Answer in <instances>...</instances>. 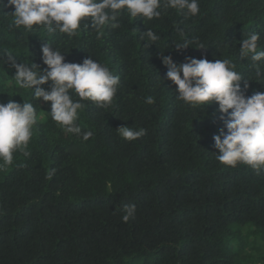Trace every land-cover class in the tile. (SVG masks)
Returning <instances> with one entry per match:
<instances>
[{
    "label": "trees",
    "instance_id": "1",
    "mask_svg": "<svg viewBox=\"0 0 264 264\" xmlns=\"http://www.w3.org/2000/svg\"><path fill=\"white\" fill-rule=\"evenodd\" d=\"M198 3L194 17L175 9L151 21L124 15L118 29H82L71 38L25 31L14 26L12 8L0 10V103L32 102L39 118L30 156L16 153L0 168V264H264L256 254L264 242V169L216 160L213 136L227 117L215 103L202 110L178 101L159 59L230 58L249 81L246 94L264 92V76L239 53L254 32L264 49V0ZM147 29L160 36L156 45L145 47ZM184 39L206 49L177 52ZM46 42L68 63L91 56L120 77L111 108L84 102L77 124L93 133L87 141L63 131L50 102L19 88L6 63L10 54L46 69ZM257 63L264 73V61ZM121 126L146 135L126 141L116 131ZM132 204L135 214L125 222L124 206Z\"/></svg>",
    "mask_w": 264,
    "mask_h": 264
},
{
    "label": "clouds",
    "instance_id": "2",
    "mask_svg": "<svg viewBox=\"0 0 264 264\" xmlns=\"http://www.w3.org/2000/svg\"><path fill=\"white\" fill-rule=\"evenodd\" d=\"M4 8L13 9L10 16L18 28L28 32L43 28L50 35L59 32L69 38L79 35L82 29L99 34L106 27L118 29L119 18L124 15L151 21L160 18L167 9L181 11L186 18L200 12L198 0H0V10ZM184 35L181 29L180 36ZM141 39L149 47L156 45L160 36L147 29ZM259 41V33L254 32L240 42L239 49L241 58L254 62L258 78L264 76L257 63L264 61V49ZM193 44L206 49L203 43L189 39L175 44V49L180 52L193 48ZM41 53L42 62L47 66L44 70L35 63H21L10 54L6 56V63L15 71L16 85L31 90L35 100L50 102L49 114L63 131L89 140L93 133H82L77 124L87 106L84 102H93L102 109L111 108L120 77L91 56L79 64L68 63L65 54L48 42L42 45ZM159 59L167 69L166 79L175 85L178 101L202 110L215 103L221 119L227 117L219 134L213 136L216 160L231 168L245 165L257 172L264 169V92L247 95L249 81L236 71V64L230 58L210 61L185 56L183 62L176 63L163 53ZM146 103L153 104V97H146ZM38 119L32 102L21 104L9 99L7 103H0V168L11 166L16 153L30 156L28 146ZM116 131L126 141L146 135L145 129L128 126ZM124 211L122 219L126 222L135 214L136 207L125 205Z\"/></svg>",
    "mask_w": 264,
    "mask_h": 264
},
{
    "label": "rangeland",
    "instance_id": "3",
    "mask_svg": "<svg viewBox=\"0 0 264 264\" xmlns=\"http://www.w3.org/2000/svg\"><path fill=\"white\" fill-rule=\"evenodd\" d=\"M247 228V226L244 227V230ZM258 245L260 246L259 247V250L256 252V254H264V242L263 241H259L258 242ZM263 258H264V255H263Z\"/></svg>",
    "mask_w": 264,
    "mask_h": 264
}]
</instances>
